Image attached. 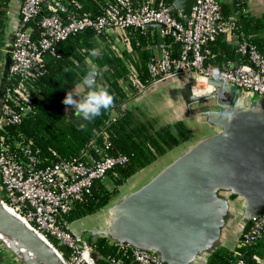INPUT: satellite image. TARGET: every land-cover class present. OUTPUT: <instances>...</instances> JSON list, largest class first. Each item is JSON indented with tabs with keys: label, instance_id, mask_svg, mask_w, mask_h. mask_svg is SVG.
<instances>
[{
	"label": "built area",
	"instance_id": "2783aa9c",
	"mask_svg": "<svg viewBox=\"0 0 264 264\" xmlns=\"http://www.w3.org/2000/svg\"><path fill=\"white\" fill-rule=\"evenodd\" d=\"M222 2L194 0L190 17L181 20L168 8H157L150 1L136 6L132 0H104L102 14L92 18L72 13L69 0H22L0 117V202L44 238L67 249L66 264H95L92 249H78L83 239L71 232L69 215L77 203L92 196L98 183L117 179L129 157L112 154V143L101 133V143L99 137L94 138L79 156L55 160L43 156L19 130L32 112L37 82L45 73V56L54 52L59 43L87 29L117 37L126 29L158 24L159 33L171 36L178 45L179 56L163 49L153 57L148 63L149 81L144 88L189 74L194 76L197 86L215 79L211 73L218 68L233 89L264 96V55L240 32L236 15L222 16ZM220 34H239L241 38L237 48L241 59L228 61L222 67L210 63L213 54L207 48ZM131 81L135 86L133 77ZM263 237L264 215L247 227L230 264H248L242 250L258 244ZM119 247L130 252L133 264H163L154 252ZM106 261L125 264L123 258Z\"/></svg>",
	"mask_w": 264,
	"mask_h": 264
},
{
	"label": "water",
	"instance_id": "95a60500",
	"mask_svg": "<svg viewBox=\"0 0 264 264\" xmlns=\"http://www.w3.org/2000/svg\"><path fill=\"white\" fill-rule=\"evenodd\" d=\"M193 7L194 0H176L167 10L185 19ZM160 27L154 24L143 29ZM15 32H10L5 47L0 117ZM102 73L90 67L84 80L94 77L100 85ZM84 80L85 95L88 88ZM207 84L212 90L196 96L195 78L189 74L145 88L138 96L161 93L177 106L181 121L195 120L209 131L147 182L106 207L105 226L92 230L87 240L78 244L79 250L92 249L95 264L100 255L94 249V239L99 237L119 246L154 252L163 264H207L221 248L234 251L250 223L264 215V96H241L229 83L215 79ZM241 100L244 106L238 104ZM67 109L73 119L81 118L72 106ZM116 117L112 113V119ZM31 229L0 207V233L18 244L8 246L11 250L30 262L66 264L58 249Z\"/></svg>",
	"mask_w": 264,
	"mask_h": 264
},
{
	"label": "trees",
	"instance_id": "16d2710c",
	"mask_svg": "<svg viewBox=\"0 0 264 264\" xmlns=\"http://www.w3.org/2000/svg\"><path fill=\"white\" fill-rule=\"evenodd\" d=\"M10 1L0 0V47L5 42ZM132 1L136 6L150 1L157 8H169L176 0ZM69 2L70 11L78 17L87 14L97 18L102 14L101 4L104 0ZM245 8L243 0L221 3L222 16L229 18L236 15L239 18L240 32L253 41L264 55V42L253 36L249 37L252 20L243 12ZM118 41L124 42L126 47L120 49ZM207 48L217 55L220 66L228 61L241 59L236 48L226 41L225 34L218 35ZM163 49L170 50L174 57L179 56V48L174 39L162 36L158 29L131 28L122 31L117 37L109 32L98 35L92 29H87L59 43L54 52L45 56V73L37 82V92L31 103L32 112L19 126V130L40 149L43 156L55 160L79 156L94 138L99 137L98 142L101 143V133H105L112 143V154L129 157L128 165L120 171V179L98 183L92 196L75 205L69 215L70 222L95 214L118 199L120 192L117 185L156 162L158 156H166L181 145L185 148L191 144L193 136L186 121L160 125L155 120H143L138 111L127 109L122 115L112 119V108H109L92 120V127H89L75 124L65 114L68 105L62 101L68 92L82 84L90 67L91 57H94V65L103 71L101 85L114 96L113 105L117 106L130 98L122 83L128 85L127 90L130 89L133 98L139 96L149 81L148 63ZM131 77L136 81L135 86L132 85ZM48 240L67 259L68 250L51 238ZM94 249L100 255L98 264H111L106 259L113 258H123L125 264H133L130 252L124 251L107 238H96ZM259 249H264V237L258 244L242 250L248 264L264 262V252ZM233 252L229 248H221L209 258L207 264H230Z\"/></svg>",
	"mask_w": 264,
	"mask_h": 264
},
{
	"label": "crops",
	"instance_id": "0c3cea01",
	"mask_svg": "<svg viewBox=\"0 0 264 264\" xmlns=\"http://www.w3.org/2000/svg\"><path fill=\"white\" fill-rule=\"evenodd\" d=\"M223 1H227L230 3L232 2V0H223ZM243 2L246 6V8L244 9V13L245 14L247 13L249 15L250 20H252V22H251V29L252 30H251V35L249 34L250 35L249 37L253 36L254 38H258L259 40L264 42V0H243ZM21 5H22V0H11L10 1L9 11H8V15H7V26H6V31L4 33V41L5 42H4V45L0 47V99L2 98L1 88H2V84H3V73H4V69H5V63H6L5 47H6L10 32L17 30L19 20H20ZM178 18L180 19L179 16H178ZM225 37H226V41L228 43H230L232 45V47H234V49L236 48V50H237L238 45L241 42V38H240L239 34H228V35L225 34ZM117 45L121 49H124L126 47L125 43L122 41H118ZM157 54H159V53H157ZM210 63H212L213 65L218 66V67L220 66V64H218V62H217V55L213 54V56L210 59ZM89 64H90L89 65L90 67H96L94 65V57H91L89 59ZM224 65L225 64H223L222 66H224ZM222 66H220V67H222ZM102 75H103V73H102ZM8 78H9V75H8ZM101 78H102V76H101ZM100 85H101V83H100ZM126 89H128V88H126ZM144 90H145V88L141 90V92L139 93V96L142 93H144ZM71 92L74 93V98L78 99V97L75 95L83 96L85 93V87L82 84H80L79 86L74 88ZM237 93L241 96L242 95L243 96L252 95L251 93H246V92H238L237 91ZM128 94H129L130 98L127 99L126 102L119 103V105H117V106L112 105V107H111L112 113H115L116 115L120 116V115H122V113L126 109L138 111L140 108L139 105H142L151 95L150 94L146 98L137 99L138 97L133 98L132 94L130 92H128ZM159 95H162V94L159 93ZM166 100L168 101V104L171 102L168 99H166ZM238 104L244 106L245 102H244V100H241L238 102ZM65 114L70 120H72L75 124H77L79 126L92 127V121H90V122L85 121L82 118L73 119L71 117V112L67 109V107L65 109ZM165 119L167 120V117H165ZM179 121H181V120L179 119ZM176 122H178V121H176ZM176 122L173 120L172 121L167 120L166 122H163V124H175ZM185 124L189 127V129L192 132L195 133V129H194L195 127L194 126L197 125L198 122H196L195 120L189 119V120H186ZM198 125H200L203 130L201 132L202 133L201 136L198 137L196 140L207 135V132L209 131V129L207 127H205L201 124H198ZM196 140L195 139L191 140V143H193ZM170 156H172V155L170 154ZM170 156L168 155L167 157H170ZM157 165H158V163L156 161V162L152 163L149 167H152L153 170L154 169L158 170L163 166V165H161V166H157ZM0 194L2 195L1 191H0ZM107 219H108V215L106 213V207H105L104 209H101L99 212H97L95 214L88 215L86 217L72 221L70 223V229H71V232L73 233L74 236L81 238L83 240H87V238L90 236V233L92 230L101 229L105 226ZM73 225H74V227L72 228ZM94 240H96V239H94ZM259 251L264 252V249H259ZM0 264H38V263L25 260V258L23 256H21L20 254H16L13 250H11L9 247H7L4 243H2L0 241ZM262 264H264V262Z\"/></svg>",
	"mask_w": 264,
	"mask_h": 264
},
{
	"label": "rangeland",
	"instance_id": "374dc122",
	"mask_svg": "<svg viewBox=\"0 0 264 264\" xmlns=\"http://www.w3.org/2000/svg\"><path fill=\"white\" fill-rule=\"evenodd\" d=\"M119 47V46H118ZM120 48V47H119ZM121 49V48H120ZM131 83V81H128ZM125 88H128L127 84H124ZM235 90V89H234ZM127 91V90H126ZM237 91V90H236ZM127 92H131L130 89ZM240 92V91H238ZM139 113L140 117L143 120H155L160 125L163 124V122L168 121H179V112L178 108L175 104L169 103L162 95H159V93H153L149 96V98L142 104L139 105ZM167 117V120L165 119ZM195 125V124H194ZM195 133L192 132V140H196L198 137L201 136L202 127L200 125H195ZM184 145H181L179 148H176L174 151L168 152L166 156H161L157 158V166L165 165V163H168L174 156L178 155L179 152L183 150ZM170 154L172 156H170ZM170 157H167V156ZM158 170L152 169V167H146L142 171H140L138 174L133 176L132 178L128 179L127 181L123 182L121 185H117V188L120 192L119 197L127 194L128 192L134 190L135 188H138L145 182H147ZM120 179V176L117 178ZM113 181V180H112ZM104 182H109V180H106ZM71 223V222H70ZM74 225L72 226V228ZM61 253V252H60ZM62 255V254H61ZM63 256V255H62ZM64 257V256H63ZM66 259V258H64ZM66 262V260H65Z\"/></svg>",
	"mask_w": 264,
	"mask_h": 264
},
{
	"label": "clouds",
	"instance_id": "9594fccd",
	"mask_svg": "<svg viewBox=\"0 0 264 264\" xmlns=\"http://www.w3.org/2000/svg\"><path fill=\"white\" fill-rule=\"evenodd\" d=\"M211 75L216 80H224L226 83L225 74L218 68H214ZM84 84L88 88L85 95H75L78 97V99H76L74 98V93L68 92L62 102L65 105L72 106L75 109V115L77 117H81L83 120L90 122L100 116L103 111L112 107L114 96L106 87L96 84L94 77L85 79ZM229 119H231V116Z\"/></svg>",
	"mask_w": 264,
	"mask_h": 264
},
{
	"label": "bare ground",
	"instance_id": "6f19581e",
	"mask_svg": "<svg viewBox=\"0 0 264 264\" xmlns=\"http://www.w3.org/2000/svg\"><path fill=\"white\" fill-rule=\"evenodd\" d=\"M211 90H212V87H210L207 83H200V84H198L197 86L194 87V92H195V94H198V95L206 94V93L210 92ZM0 207H2L4 209V211L6 213H8L10 216H13V217L16 216L17 217V215L15 214L14 211H12L10 208H7L6 206H4V204H2L1 202H0ZM21 221L24 223L25 227L31 229L30 226H28L27 223L23 219H21ZM31 230L34 231L33 229H31ZM35 233L39 236V238H41L43 241L46 242V239L41 234H39L36 231H35ZM0 241L2 243H4L7 247L8 246H12V245L18 246L17 243L12 242L10 239H8L6 236H4L1 233H0ZM22 251L26 252L28 254V251H26L24 249H22ZM29 256L32 257V259L35 260V258L31 254H29Z\"/></svg>",
	"mask_w": 264,
	"mask_h": 264
}]
</instances>
